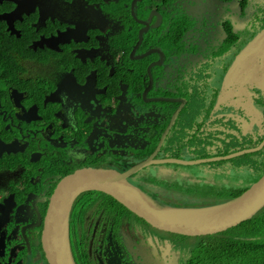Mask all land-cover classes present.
Segmentation results:
<instances>
[{
	"label": "flooded vegetation",
	"instance_id": "flooded-vegetation-1",
	"mask_svg": "<svg viewBox=\"0 0 264 264\" xmlns=\"http://www.w3.org/2000/svg\"><path fill=\"white\" fill-rule=\"evenodd\" d=\"M262 30L264 0H0V264H48L50 196L82 169L170 207L245 191L264 169V90L223 80ZM68 225L76 264L191 257L100 191L76 197Z\"/></svg>",
	"mask_w": 264,
	"mask_h": 264
},
{
	"label": "water",
	"instance_id": "water-1",
	"mask_svg": "<svg viewBox=\"0 0 264 264\" xmlns=\"http://www.w3.org/2000/svg\"><path fill=\"white\" fill-rule=\"evenodd\" d=\"M224 85L234 95L247 93L248 87L253 86L264 90V30L237 57L224 77ZM259 148L239 151L230 157L255 152ZM126 177L112 169H82L57 184L49 199L41 237L48 264H76L70 248L68 218L74 200L84 191L103 192L155 229L186 237L225 232L264 208V173L239 196L202 208L161 205L129 183Z\"/></svg>",
	"mask_w": 264,
	"mask_h": 264
},
{
	"label": "trees",
	"instance_id": "trees-1",
	"mask_svg": "<svg viewBox=\"0 0 264 264\" xmlns=\"http://www.w3.org/2000/svg\"><path fill=\"white\" fill-rule=\"evenodd\" d=\"M263 173L264 169L256 178ZM243 191L234 189L226 199L237 197ZM182 238L191 243V250H187L191 257L185 264H264V209L225 232Z\"/></svg>",
	"mask_w": 264,
	"mask_h": 264
},
{
	"label": "rangeland",
	"instance_id": "rangeland-1",
	"mask_svg": "<svg viewBox=\"0 0 264 264\" xmlns=\"http://www.w3.org/2000/svg\"><path fill=\"white\" fill-rule=\"evenodd\" d=\"M241 177H242V175H241ZM240 175L238 176V175H234V179L236 180H234L233 178V181L234 182H237V181H239L240 180ZM257 180V178L256 177H253V176H250V175H246L244 178H243V182H244V184L246 185V184H249V183H253L254 181H256ZM216 192H217V196H219V197H223V199L224 198H226V197H228L227 196V194H226V187H223L222 189H218V188H216ZM88 209V206H81V207H76V209H75V212L77 213L78 211L79 212H83V213H85V211ZM264 209V208H263Z\"/></svg>",
	"mask_w": 264,
	"mask_h": 264
}]
</instances>
